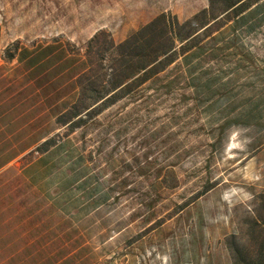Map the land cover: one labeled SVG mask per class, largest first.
Wrapping results in <instances>:
<instances>
[{
	"label": "rangeland",
	"instance_id": "374dc122",
	"mask_svg": "<svg viewBox=\"0 0 264 264\" xmlns=\"http://www.w3.org/2000/svg\"><path fill=\"white\" fill-rule=\"evenodd\" d=\"M208 6L0 0V264H233L264 193V0L135 95L59 121L97 32Z\"/></svg>",
	"mask_w": 264,
	"mask_h": 264
},
{
	"label": "trees",
	"instance_id": "16d2710c",
	"mask_svg": "<svg viewBox=\"0 0 264 264\" xmlns=\"http://www.w3.org/2000/svg\"><path fill=\"white\" fill-rule=\"evenodd\" d=\"M208 1V8L183 22L177 15L162 13L120 43L108 31L97 32L86 47L77 100L60 116V123H71L74 129L76 119L98 116L135 95L262 0ZM226 246L233 264H264V193L255 197L245 231L228 237Z\"/></svg>",
	"mask_w": 264,
	"mask_h": 264
},
{
	"label": "crops",
	"instance_id": "0c3cea01",
	"mask_svg": "<svg viewBox=\"0 0 264 264\" xmlns=\"http://www.w3.org/2000/svg\"><path fill=\"white\" fill-rule=\"evenodd\" d=\"M260 3V2H259ZM258 3V4H259ZM258 4H256V5H254L252 8H250L247 12H249L250 10H252L253 8H255ZM246 12V13H247ZM246 13H244V14H246ZM244 14L243 15H241L240 17H238L237 19H239V18H242L243 16H244ZM228 26V25H227ZM226 26V27H227ZM254 45H256V47H259V46H261V44L260 43H254L253 45H251V44H249V43H244V44H240L239 42H236V44H235V46L238 48V49H240L241 51H243V52H245L246 50H245V47L246 48H248V49H252V47L254 46ZM248 58L250 57V59H251V55L250 54H248V56H247Z\"/></svg>",
	"mask_w": 264,
	"mask_h": 264
}]
</instances>
